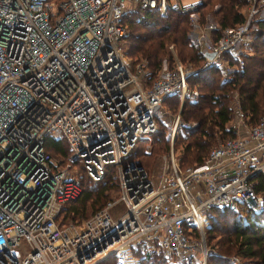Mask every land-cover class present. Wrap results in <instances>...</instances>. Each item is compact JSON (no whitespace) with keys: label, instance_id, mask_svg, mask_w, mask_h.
<instances>
[{"label":"built area","instance_id":"built-area-1","mask_svg":"<svg viewBox=\"0 0 264 264\" xmlns=\"http://www.w3.org/2000/svg\"><path fill=\"white\" fill-rule=\"evenodd\" d=\"M200 4L0 0V264H140L150 251L170 264H205L210 208L264 209V193L248 181L256 173L264 180V116L248 125L234 101L235 136L180 165L175 144L196 124L182 119L181 107L198 95L186 77L215 68L228 80L264 19V0H243L240 22L222 27L200 15ZM135 8L184 15L201 64H182L167 44L152 79L144 65L131 66L120 18ZM161 124L167 148L154 176L126 158ZM47 136L66 143L64 162L45 150ZM73 159L91 180L112 165L116 193L78 223H63L61 206L80 192Z\"/></svg>","mask_w":264,"mask_h":264},{"label":"trees","instance_id":"trees-1","mask_svg":"<svg viewBox=\"0 0 264 264\" xmlns=\"http://www.w3.org/2000/svg\"><path fill=\"white\" fill-rule=\"evenodd\" d=\"M242 5L243 0H201L198 10L201 16L209 13L221 27L232 26L241 20L238 10ZM120 22L128 29L124 37L127 40L126 54L133 60L144 59L147 62L150 71L148 79H152L160 59L168 54V43L174 45L176 57L182 64L193 67L201 64L202 58L188 43V24L184 15L168 11L164 16H159L156 10L135 8L125 11ZM186 80L189 87L196 88L198 95L194 101H184L181 107L182 119L196 122L185 137L177 142L181 146V166L200 162L211 145L235 136V129L229 124L234 101L246 124H254L259 117L264 116V19L257 21L251 50L243 55L242 67L234 71L228 80H221L215 68L197 70L188 75ZM231 93H235V100ZM169 98L176 101L174 95ZM141 141L136 143L132 152L138 151ZM151 141L150 152L152 148L166 150L167 139L163 126L158 125ZM44 148L51 156H59L57 160L60 163L67 159L68 149L61 137L47 136ZM71 162L78 166L77 160ZM135 162L142 166L137 159ZM83 174L98 185L93 187L77 178L79 194L64 203L58 212L57 217L63 223L72 222L73 213H76L79 205L83 206L87 202L92 206L96 204L94 210L101 206L104 203L99 202L101 191L111 179L114 182L112 165L105 166L98 180H91ZM248 181L255 191L264 193V180L259 173L250 176ZM207 218L209 225L205 230V243H208L211 252L207 253L205 264H233L229 255L237 256L242 264H264V209L248 215L234 213L224 207H212L207 211ZM140 264L167 263L160 251H150L140 255Z\"/></svg>","mask_w":264,"mask_h":264},{"label":"rangeland","instance_id":"rangeland-1","mask_svg":"<svg viewBox=\"0 0 264 264\" xmlns=\"http://www.w3.org/2000/svg\"><path fill=\"white\" fill-rule=\"evenodd\" d=\"M182 1H187V0H182ZM126 35H127V33H126ZM126 43H127V40H125V39H123L120 42V47L122 48V50L124 51L125 54H126V49H127V44ZM168 44H172V43H168ZM172 48H173V52L175 54V49H174V45L173 44H172ZM127 57L130 60L131 66H134L137 63L144 65L146 67L147 73L149 75V72L150 71H149L147 62L144 59L133 60L132 57H130L128 55H127ZM231 97L233 98V100H235V97H236L235 96V93H231ZM232 98H231V100H232ZM175 104H176L175 99H173V98L167 99L166 100V105L168 107V111H172L173 108H175ZM233 114H234V112L232 111L229 124L232 123ZM161 126H162V124H161ZM151 136L152 135H150L148 139H142V141L139 144V147L140 148L139 147L137 148L138 151L137 152H135V151L132 152L131 151L130 154L128 155L127 159H131V160H136L137 159L142 164V166H143L144 169H146L149 173H151L152 175L155 176L157 174V172L159 171V167H160V160H159L160 159V155L162 153H164L166 150L163 151V150H159L157 148H155L153 150V148H152V150L150 152L149 150H150L151 144H152ZM55 138H57V136H55ZM146 143H148L147 146H146ZM215 144H213V145H215ZM213 145H211V146H213ZM180 147L181 146H179L178 144H175L176 151L179 152V155H180ZM52 158L54 159V161H58L57 159L59 158V156H55V155L53 156L52 155ZM73 165H72L73 166L72 167V171H74V172L76 171V174L75 175H76V177L78 179L81 178L83 181L86 182V184H88L90 186H93V187L96 186V185H98V184L93 183L92 181L88 180L84 176L83 172L80 170L81 168L79 167V165L77 166L76 163H73ZM111 173H113V172H111ZM99 184H101V182H99ZM115 193H116V188H115L114 182L111 179V182L108 183V184H106V186L104 187V190L101 191V193H100L101 194L100 195L101 197H100V201L99 202L100 203L101 202H104L105 200H107L110 197L114 196ZM95 206H97V205L95 204L94 206H92L88 202L85 203L83 206L79 205L78 208H77L76 213H73V218L71 219V221L72 222L75 221V223L79 222L81 219H83L84 217H86L90 212H92L94 210ZM206 245H207L208 249L210 250L208 243H206ZM209 252H211V251H209ZM230 256H232V255H229V258H230ZM239 262H240V264H242L240 260H239ZM166 263L167 264H170L167 261H166Z\"/></svg>","mask_w":264,"mask_h":264},{"label":"water","instance_id":"water-1","mask_svg":"<svg viewBox=\"0 0 264 264\" xmlns=\"http://www.w3.org/2000/svg\"><path fill=\"white\" fill-rule=\"evenodd\" d=\"M211 55H212L211 53H206L205 54L206 57H211Z\"/></svg>","mask_w":264,"mask_h":264}]
</instances>
